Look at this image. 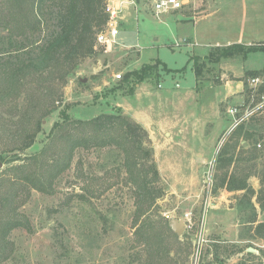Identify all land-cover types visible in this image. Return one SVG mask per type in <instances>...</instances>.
<instances>
[{
  "label": "rangeland",
  "instance_id": "1",
  "mask_svg": "<svg viewBox=\"0 0 264 264\" xmlns=\"http://www.w3.org/2000/svg\"><path fill=\"white\" fill-rule=\"evenodd\" d=\"M154 1L137 0V4L131 6L130 14L125 16L126 21L119 23L116 44L109 48L95 44L93 54L85 58L69 77L55 103V109L42 119V129L37 133L34 143L20 151L19 156L31 155L45 146L51 127L61 119L62 111L72 119H89L100 113L115 111L119 106L123 113L141 124L133 114L157 112L161 109V96L170 91H179L181 94L178 93V96L186 98L190 107L179 110L170 105V109L181 117L185 129L183 134L196 137L207 133L210 127L214 130V142L205 147L199 145L204 154L210 157L209 162L202 163L197 172L181 169L180 165L187 166L189 161H174L173 157L165 159L166 152L169 151L173 156L192 146L175 145L176 138L168 140L169 134H165L164 130L171 129L164 126H173L174 123H162V119L155 115L151 118L152 122L163 129L155 130L141 125L149 134L154 162L160 176L158 185L164 188L162 196L156 200L155 214L170 220L181 218L184 212L190 211V226H186L181 235L176 234L161 242L159 246L169 249V255L161 253L159 258L147 260L145 254L138 252L140 249H132L135 243L131 227L133 200L130 185L125 184L124 173L114 166L116 157H109L106 149L78 148L70 167L57 178L53 193L31 191L21 211L29 218L32 230L16 228L11 231L12 249L0 264H264V228L258 226L264 223V211L260 209L255 197L252 198L253 209L245 199H240L242 191H212L216 156L233 130L230 129L231 119L225 107L236 102L228 99L225 106L217 104L220 113L218 119L224 122L223 126L222 123L218 125L210 115L205 116L208 119L205 131L197 129L199 124H192L195 113L190 109L199 103V98L195 97L193 61L189 60L191 55L202 62L205 56L197 54L205 51L206 47L202 44L217 40L224 43L225 38L237 37L239 30L244 34L245 42L251 39L264 40V0H188L180 9L158 15L152 9ZM218 6L219 9L224 7L218 14L219 19L227 14L224 18L226 21H220L216 26L209 25L208 28L203 24V34L198 35V38L193 35V21L181 20L214 11ZM189 36L191 42L187 39ZM157 59L171 71H164L159 66L157 77L154 75L140 83L131 79L127 84L120 85L127 71ZM263 67L262 50L249 53L246 57L237 54L222 57L218 62L205 64L197 82V90L204 84L219 85L221 77L240 79L243 82V98L249 93L247 78L263 70ZM117 73L121 74L120 78L115 77ZM176 83H179L178 86H175ZM133 84L134 94H129V87ZM222 94L223 90L218 87L203 90L200 99L211 103L215 101L214 97L219 99ZM1 109L14 110L9 107ZM141 115L139 120H143ZM244 125L253 132V140L248 143L242 139V151L248 149L254 140L264 145V117H252ZM11 142L12 138L0 133V153L6 150L7 157L13 156ZM61 147V144L56 143L48 149V153L60 151ZM158 149L162 150L160 154ZM254 162L257 163L254 170L257 173L264 157L259 155ZM11 164L15 163H3L0 169L2 191L10 188L9 178L12 175L7 168ZM172 164L178 165L174 171L170 170ZM250 164L246 163L245 166L249 167ZM209 171H212V176L210 191L207 192ZM87 172L99 175L94 186L103 191L100 197H93L90 202H80L75 193L82 192V188L89 189L91 182L86 177ZM248 183L255 191L261 186L258 177L254 175L249 176ZM110 210L114 217L106 220L104 229L101 213ZM254 211L256 220L250 222L248 220Z\"/></svg>",
  "mask_w": 264,
  "mask_h": 264
},
{
  "label": "trees",
  "instance_id": "2",
  "mask_svg": "<svg viewBox=\"0 0 264 264\" xmlns=\"http://www.w3.org/2000/svg\"><path fill=\"white\" fill-rule=\"evenodd\" d=\"M105 4L106 0H0V133L12 138L10 150L14 151L13 156L7 157L3 150L0 160L15 163L7 168L12 175L10 188L2 191L0 184V261L12 249V230H32L29 218L21 211L31 191L53 193L57 178L70 167L78 148L106 149L109 157H116L114 166L124 173L133 200L131 227L135 243L132 249H140L138 252L145 254L147 260L157 259L161 253L169 255V249L159 245L176 234L170 228V220L155 214L156 200L164 188L158 185L160 176L149 134L119 106L115 111L89 119H72L62 111L61 119L51 127L45 146L31 155L19 156L20 151L34 143L42 129V119L55 109L76 67L95 51L97 33L108 17ZM211 49L202 62L194 57L189 59L193 61L197 81L206 63L234 54L246 57L249 53L264 51V44L236 42ZM159 66L171 71L157 59L127 71L120 85L131 79L140 83L154 75L157 77ZM134 84L129 87V94H134ZM252 135L241 123L226 138L215 159L212 191H242V201L245 199L255 209L252 203L255 197L264 211V162L257 173L254 172L257 163H252L259 155L264 157V153L257 148L258 141H252L243 151L240 145L242 139L248 143L253 140ZM56 143L62 145L60 151L48 153ZM246 163L251 164L247 167ZM251 175L260 181L257 191L248 183ZM98 176L87 172L91 183L89 189L82 188V192L75 193L78 201L90 202L93 197H100L103 190L94 186ZM113 217L112 210L101 213L104 229L106 220ZM255 217L254 211L248 221L254 222ZM258 226L264 228V223Z\"/></svg>",
  "mask_w": 264,
  "mask_h": 264
},
{
  "label": "crops",
  "instance_id": "3",
  "mask_svg": "<svg viewBox=\"0 0 264 264\" xmlns=\"http://www.w3.org/2000/svg\"><path fill=\"white\" fill-rule=\"evenodd\" d=\"M156 1V0H155ZM185 3L188 0H182ZM243 1V0H242ZM108 2L113 5L115 8H119L120 13H119V23L123 22L125 19L126 14H130L129 9L131 8V6H135V4H137V0H108ZM224 8V7H223ZM223 8L219 9V6L217 8L214 9V11H208L206 13L203 14H199V15H191L188 16L187 18H183L181 20H192V24H193V35L194 36H198V35H202L203 34V24L206 25V27L208 28L209 25L210 26H216L220 23V21H226L224 18H226L227 14H223V18L219 19L218 14L220 12L223 11ZM127 12V13H126ZM169 11L163 12V13H167L168 14ZM212 18V20H210ZM214 19V21H213ZM213 22V24L211 23ZM201 24V29L199 28V25ZM228 24V23H227ZM207 28H205V30H207ZM189 38L190 42L191 40V36L187 37V39ZM198 38V37H197ZM244 34L241 33V30H239V33L237 35V37H233V38H225V42L222 43L220 41H215L214 43L212 42H207L206 44H202L203 46H205L206 48L204 49L205 51H200V53L197 54H202L204 56H206L208 50H210L213 47L216 46H225V45H229L231 43H243V44H253L256 42H260L264 44V40H258L255 41L253 39L245 42L244 39ZM186 39V40H187ZM188 41V40H187ZM203 42V41H202ZM191 58V55H190ZM189 58V59H190ZM193 65V62H192ZM264 68V67H263ZM262 69V68H261ZM180 71V70H178ZM221 83L217 86H208L207 84H204L203 87L199 90H197L198 84H197V79L195 76V85L193 86L194 88V92H195V97L198 96V102L197 104H195L194 108L191 109L190 111H193V114L195 113V115H193V123L192 124H199V128H197L198 126H196L197 129H201L205 131V127L207 124V117H211L215 118L216 122H218V125H221V120L218 119V114H220L218 112L217 109V104L218 103H222V106H225V103L227 102L228 99H231L232 102L235 101L236 103H241L247 96L244 95V97L242 98L243 94L242 90H243V82L240 79L237 80H232V79H224L223 77H221ZM179 84V83H176ZM175 84V86H176ZM218 89H222L223 90V94L219 95L221 96L219 99L216 98L214 102H207L205 101V99L202 98L200 99L201 96V92L203 90H208V89H213V88H217ZM175 89V88H174ZM181 94L179 91H170V93H165V95L161 96L162 97V105H161V109L158 110L157 112H148L145 111L141 114H137L136 116L133 114V117H135L138 121L141 122V124L144 125L145 128H152L155 130H159V129H163V127L156 125L152 122L151 118L153 116L156 115L157 118L162 119V123H166V122H173L174 124H172L173 126H170L167 124L168 129L171 130H164V133H168L169 134V139L173 140V138H176V142H174L175 145H186V144H190L192 147H190L188 150H182L181 154H183V156H181V154H174L173 156L171 154H169V151L166 152V158L168 159L169 157H173L172 160L174 161H178V160H187L189 161V164L187 166H181V169L183 170H190L193 172H197V170L200 168L199 166L202 163H206V161H210V157L207 156V154H204V151H202L203 149L199 147V145H202L203 147H205L206 145H211L214 142V136H213V132L214 130L210 127V130L207 133H202V135H198L196 137H187L185 136L183 133L185 131L184 129V124L182 123V119L181 117H179V115L177 114L176 111H171L170 109V105H173L175 107L173 108H177L179 110H181V108L189 106L190 107V103L186 101V98H182L180 96H178L179 94ZM183 96H185L186 94H182ZM177 98V103L175 102ZM234 103V104H236ZM232 104V105H234ZM227 110V106L225 107ZM201 109V110H200ZM227 112V111H226ZM200 113H205V115H201ZM209 113V114H208ZM141 115V118L143 120H139V116ZM207 116V117H205ZM231 119V118H230ZM197 121V122H196ZM224 122L222 123L221 126H223ZM173 127V128H170ZM193 128L190 127V131H192ZM217 129V128H216ZM194 133V132H193ZM188 141V143H187ZM155 149H157L155 147ZM206 150V149H205ZM156 151V150H155ZM161 149H158L159 154L161 153ZM156 154V152H155ZM185 156V157H184ZM178 168V165L176 164H172V166L170 167L171 171H174ZM191 173V174H192Z\"/></svg>",
  "mask_w": 264,
  "mask_h": 264
},
{
  "label": "built area",
  "instance_id": "4",
  "mask_svg": "<svg viewBox=\"0 0 264 264\" xmlns=\"http://www.w3.org/2000/svg\"><path fill=\"white\" fill-rule=\"evenodd\" d=\"M185 4L182 0H156L153 4V11L156 15L161 12L170 10H178ZM105 11L108 15L107 21L101 31L97 33L95 44H103L106 48L111 47L117 43L118 26H119V8H115L108 1L105 4ZM121 74H115V77L120 78ZM249 93L239 104H234L227 107V113L231 118L230 129H234L237 125L245 123L250 118L255 116L264 117V69L256 74H253L247 78L246 81ZM160 86V85H159ZM178 86V84H176ZM257 148L261 149L264 153V145L261 142H257ZM212 171L207 172V192L210 191V181ZM181 218L185 222V226H190L192 215L190 211H186L182 214Z\"/></svg>",
  "mask_w": 264,
  "mask_h": 264
},
{
  "label": "water",
  "instance_id": "5",
  "mask_svg": "<svg viewBox=\"0 0 264 264\" xmlns=\"http://www.w3.org/2000/svg\"><path fill=\"white\" fill-rule=\"evenodd\" d=\"M3 167V162L0 160V169ZM185 222L182 218H171L170 219V228L171 230L177 234L181 235L185 230Z\"/></svg>",
  "mask_w": 264,
  "mask_h": 264
}]
</instances>
